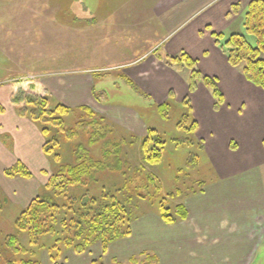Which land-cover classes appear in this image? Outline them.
I'll return each instance as SVG.
<instances>
[{
  "label": "rangeland",
  "instance_id": "1",
  "mask_svg": "<svg viewBox=\"0 0 264 264\" xmlns=\"http://www.w3.org/2000/svg\"><path fill=\"white\" fill-rule=\"evenodd\" d=\"M163 1L0 0V264L23 260L55 264L49 249L56 238L65 242L56 264H130L132 258L142 261L148 254L157 255L161 264H264V91L254 98L251 92L244 94L250 100L239 103V119L251 121L244 143L235 139L238 134L234 132L206 131L210 123L204 115L201 127L196 113L200 115V110L194 108L191 97L190 115L198 121L195 135L200 143L195 142L198 149L185 144L189 139L183 130L182 101L187 96L181 98L180 92L184 83L188 86L190 71L186 67L175 70L179 75L171 80V89L177 87L178 92H171L164 101L170 103L165 118L156 108L162 102L145 98L136 84L143 77L135 75L140 67L156 64L160 56L170 57L168 42L171 38L172 44L184 29L204 27L203 33H208L221 26L213 22L206 27L207 16L194 10L191 19L175 21L170 33L161 20ZM221 31L227 36L246 34L238 21ZM248 38L255 44L254 37ZM181 53L188 54L186 50ZM171 56L176 55L171 52ZM139 60L142 63L136 65ZM161 65L167 66L166 60L157 63ZM96 72L100 73L97 81ZM67 80L69 87L62 85L63 92L57 94L61 89L56 84ZM78 80H93L87 96L76 94L72 83ZM31 82L44 85L54 103L67 101L63 104L72 109L66 117L68 127L92 120L93 126L80 127L73 140L57 137L59 161L45 155L37 125L26 118L18 121L21 117L10 99L22 83L28 88ZM96 91L104 94L101 101ZM149 128L158 129L167 142L165 157L155 164L146 161L142 146ZM196 157L199 163H193ZM81 158L89 162L91 173L72 189L67 211L66 203L47 188L48 181L61 165L75 166ZM18 161L31 171V178L5 175ZM140 176L155 178L163 197L154 198V187L144 179L138 189L129 188L126 183L139 181ZM113 197L133 212L131 234L105 252L98 240L85 246L80 235L88 231V214L102 212ZM36 198L60 203L62 210L58 236L45 235L32 243L20 228V218ZM160 202L169 206L175 224L163 221ZM179 205L188 211L185 221L175 217ZM69 216L75 219L72 223ZM65 220L73 228L64 226ZM70 236L73 245L67 244ZM12 237L18 239L22 251L12 250ZM80 245H84L82 252L75 248Z\"/></svg>",
  "mask_w": 264,
  "mask_h": 264
},
{
  "label": "trees",
  "instance_id": "2",
  "mask_svg": "<svg viewBox=\"0 0 264 264\" xmlns=\"http://www.w3.org/2000/svg\"><path fill=\"white\" fill-rule=\"evenodd\" d=\"M80 4L84 7L83 2H80ZM239 11L240 5L238 4L233 6L231 13L238 14ZM240 22L246 34L234 33L227 36L224 33L212 32V36L215 38L219 49L226 55L229 64L239 70L248 83L264 91V0H251L241 15ZM248 36L254 37L255 44L249 41ZM166 64L178 72L183 71L182 69L184 67L190 71L188 95L182 101L185 111L183 121H186L183 130L189 139H185L187 142L185 144L193 145L192 147H197L198 149V145L195 143H200L195 135L198 121L194 118L193 114L190 115L193 113L191 104L192 95L198 90L200 84H203L214 98L215 111H219L225 105V96L220 90L218 80L203 75L198 68V61L189 54L181 53L176 56H170L167 58ZM99 75L100 73H94L96 81L99 79ZM124 78L128 83L134 85L128 78ZM24 84L22 83L21 89L13 94L12 104L21 118L30 120L40 128L44 138L43 150L45 155L50 159L59 161L60 155L57 153L61 146L60 142L57 141V137L73 140L76 138L77 130L80 127L85 126L91 128L93 126L92 120L89 122L83 120L78 122L74 127H68L66 117L71 113L72 109L70 107L60 102L54 103L52 96L45 93V88L40 84L31 82L28 88ZM142 95L150 99L147 95ZM102 96H104L102 92H95V97L98 101H101ZM156 108L161 117L165 118L168 114L170 103L168 101L160 103ZM84 110L88 116H92L90 109L84 108ZM102 126H104L103 123ZM102 126L99 125V128H102ZM2 140L9 143L4 138ZM166 145L167 142L162 133L156 128H149L147 137L144 139L142 145L146 155V161L155 164L162 160L165 157ZM193 163H199V159L196 157V159H193ZM90 173L89 162L81 158L75 166L61 165L58 171L49 179L47 188L55 194L54 198L57 197V199L64 201L67 211H70L71 205H69L68 200L72 189L82 185ZM5 175L8 178L21 177L26 179L33 176L31 171L21 161H18L14 166L7 169ZM141 179H144L148 185L154 187V198L155 195L158 198L163 197L162 188L153 177L148 179L140 176L139 181L132 179L126 184L129 188L138 189L141 186H138ZM113 198L102 212L99 213L92 210L93 212L88 214L85 220L86 230L88 231H86V234L80 235L85 239V246L92 243L93 240H98L101 241L105 252L108 251L112 243L125 239L131 234V227L134 222L133 212L122 200L117 197ZM60 206V203L57 204L51 199L36 198L31 201L29 206L21 214L20 228L30 236L32 243L35 239L45 235L52 237L58 236L56 225L59 224L58 215L62 210ZM159 208L161 218L166 224L173 225L176 223V219L171 215L170 208L167 204L160 202ZM188 215L186 207L183 205L176 207L175 217L185 221ZM68 219L71 223L75 220L70 216ZM62 224L69 229L73 228V225L71 226L66 220ZM73 234H76V232L74 231ZM66 239L68 245H73L72 242L74 239L72 236ZM9 244L15 253L22 251L18 248V239L12 237ZM63 244L65 242L62 241V238H56L53 247L49 249L51 259L55 264L62 254L61 245ZM82 246L84 245L76 246L75 248L78 252H82L84 251ZM7 264L39 263L33 260H23L20 263L8 262ZM116 264L121 263L116 262ZM130 264H159V257L148 254L145 260L142 261L132 258Z\"/></svg>",
  "mask_w": 264,
  "mask_h": 264
},
{
  "label": "crops",
  "instance_id": "3",
  "mask_svg": "<svg viewBox=\"0 0 264 264\" xmlns=\"http://www.w3.org/2000/svg\"><path fill=\"white\" fill-rule=\"evenodd\" d=\"M249 2V0H164L160 5L162 7L161 20L164 27L168 28L170 33L171 31L173 32L175 28V21H186L191 19V16L194 12H198V14L203 13L202 17L207 16L204 21V25L207 24L206 27L213 26V22H219L221 26L220 29L222 30L232 27L237 21L241 27L242 24L240 22V17L244 13ZM238 4L240 5L239 13H231L233 6ZM198 14H196V16ZM204 30V27L199 28L196 26L190 28V30H187V28L184 29L180 34H178V36H176L172 44L170 38L168 42L167 53L169 56H171V52H173L174 55H178L182 50H186L192 58L198 61V68L203 73V75L216 78L218 80L220 90L225 96V105L219 111L214 110V98L207 88L200 85L198 90L192 95L194 108L196 110H200V115L198 111L196 113L198 115V121L201 127L204 122L202 118L204 115V118H207L210 123V127L205 129L206 131L214 134H221L222 131H229L228 135H232L234 132L238 134L236 135L237 137H235V139L240 140L241 143H244V132H247V130L251 129L249 126V122L251 121L249 119H239V103L245 99H249V97H245L244 94H250L251 92L254 98L257 96V93H260L258 91L263 90L248 83L242 73L229 64L226 55L219 49L215 39L211 40L212 31L203 33ZM221 30L214 32L223 33ZM166 58L160 56L156 59V62L158 64H165V60L167 61ZM135 63L136 65H140L142 62L139 60ZM157 63L140 67L141 70H139V74L135 76L140 75L141 77L142 75L143 78L136 80V84L151 100L154 99L157 102L163 103L171 92L174 91L177 94V87L171 89V87L174 86L171 85V80L175 81L179 74L168 66H157ZM63 82L65 84H62ZM63 82L61 81L59 84H56V86L61 89L56 90L57 94L63 92L62 90L64 89L62 85H67V87H69L70 82H68V80ZM72 84L75 85L74 88H76L77 95L87 96V92L90 91L89 88L93 86V80H78ZM43 87L45 86L43 85ZM181 91V98L182 96L188 95L187 84L184 83ZM13 94L14 92L10 94V99ZM0 98H2L1 95ZM228 98L230 100H228ZM238 98L239 102H237ZM251 100L254 102V99ZM65 102L67 104V101ZM235 103L236 105L235 108H233L234 110L230 109ZM13 108L14 107L11 108V111H13L14 114L15 109ZM229 117H232L233 119L231 120ZM5 118L6 117L3 118L4 121L1 123V125L5 124ZM18 121L25 120L23 118H18ZM6 126H8V124ZM14 139L13 141L15 145ZM159 264H161L160 258Z\"/></svg>",
  "mask_w": 264,
  "mask_h": 264
}]
</instances>
